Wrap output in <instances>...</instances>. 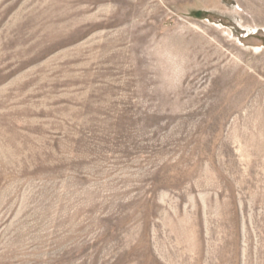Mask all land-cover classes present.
I'll return each mask as SVG.
<instances>
[{
  "label": "rangeland",
  "instance_id": "rangeland-1",
  "mask_svg": "<svg viewBox=\"0 0 264 264\" xmlns=\"http://www.w3.org/2000/svg\"><path fill=\"white\" fill-rule=\"evenodd\" d=\"M0 264H264V0H0Z\"/></svg>",
  "mask_w": 264,
  "mask_h": 264
}]
</instances>
